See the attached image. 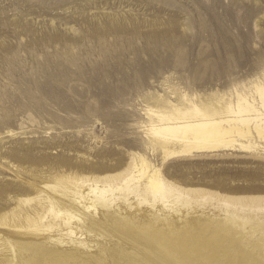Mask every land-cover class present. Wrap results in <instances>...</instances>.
<instances>
[{"label": "rangeland", "instance_id": "374dc122", "mask_svg": "<svg viewBox=\"0 0 264 264\" xmlns=\"http://www.w3.org/2000/svg\"><path fill=\"white\" fill-rule=\"evenodd\" d=\"M97 32L105 37L95 40ZM257 78L264 80V0H0V217L8 215L0 234L68 240L66 217L40 204L55 194L46 184L64 172L99 177L100 185L103 176L118 174L119 182L125 168L117 163L130 162L133 153L147 156L166 180L205 190L189 194L194 218L235 211L229 197L264 196V141L258 137L250 149L236 143L183 151L177 145L174 153L150 146L152 124L159 121L150 108L161 111L170 101L184 109L185 99L237 102L236 92L258 103ZM19 198L33 200L19 206ZM153 201L139 204L132 193V206L119 203L128 221L140 217L147 226L155 223ZM154 202L158 213L168 211L160 197ZM35 205L43 220L12 214ZM97 206L101 231L87 221L81 231L72 221L95 255L75 264H114L102 243L138 253L134 242L121 238V225L107 221L106 208ZM249 213L255 216L254 209ZM182 221L186 215L174 226L167 220L159 226L174 233ZM43 224L60 229H33ZM255 240L244 239L251 247ZM244 241L237 240L234 253L251 263Z\"/></svg>", "mask_w": 264, "mask_h": 264}, {"label": "bare ground", "instance_id": "6f19581e", "mask_svg": "<svg viewBox=\"0 0 264 264\" xmlns=\"http://www.w3.org/2000/svg\"><path fill=\"white\" fill-rule=\"evenodd\" d=\"M104 37L102 32H97L94 39ZM97 45L99 46L98 42ZM253 89L259 97L258 103L255 98L251 99L243 93L236 92L237 102L222 99L214 105L185 99L187 103H184V109L170 101L164 103L161 111L150 108L148 110L150 116L155 115L159 118L158 123L152 124L151 127L155 139L150 146L155 148L158 145L163 150L174 153L177 151V145L183 151L192 149L215 151L221 147L235 146L236 143L250 149L256 144L254 137L264 141V80L257 78ZM117 164L118 168L119 166L125 168L118 172L120 176L124 174L125 176L119 182H115L118 174L105 175L103 185L99 184L101 178L95 176L77 177L68 173L67 175L65 172L56 175L53 183L46 184L55 194H48L44 198L45 201H41L40 204L56 217L61 215L66 217L68 240L50 236L47 242L32 241L24 238L13 239L0 234V264H75L77 258L86 257V260L94 258L95 255L92 253L94 245L77 236L72 221L75 219L81 223V231L88 230L87 222L92 228H96L95 230L101 231L104 224L99 217L98 204L106 208L104 216L107 221L113 220L116 225H121V238L124 241L130 239L137 248L138 253L133 255L119 244L102 243L104 250L111 254L114 264H264L262 248L264 245H261L264 243V196L229 197L226 202L238 206L235 211L226 208L224 216L212 214L194 218L197 215L192 211L194 201L189 200V194L205 190L184 189L166 180L161 175V170L147 156L140 153H133L128 163ZM87 181L89 183L86 187ZM132 193L136 194L139 204L149 202L151 199L155 201L160 197L168 211L158 213L153 201L150 205L155 223L141 225L138 222L141 220L140 217L134 218L136 221H128L121 212L119 201L132 206L130 202ZM32 200L19 198L18 205ZM250 209L255 210L254 217L249 213ZM34 213L44 219L36 205L21 211L12 210L13 216L26 219H31ZM184 215L187 221H182L183 226L174 233L159 226L164 220L168 221L169 226H174ZM7 217V214H3L0 222L4 223ZM188 221L192 223V227L187 226ZM55 226L60 229L59 224H43V228L36 226L33 229L51 232ZM247 238L259 240H255L257 242L254 241L251 247L248 245L250 242L244 241ZM215 239L219 241L218 247L217 244L212 247ZM226 239H232L234 242L229 240L230 243L226 246ZM237 240L241 241L242 245L244 241L247 249L251 247L249 250L252 255L251 263L237 259L238 256L234 253L239 250L234 246ZM218 252L224 255L227 261L221 262L220 256L217 257L220 254ZM239 253L242 254V251ZM247 253H244L245 256ZM235 256L238 263L234 262L237 261L234 260ZM214 257L219 261L215 263L217 259Z\"/></svg>", "mask_w": 264, "mask_h": 264}]
</instances>
